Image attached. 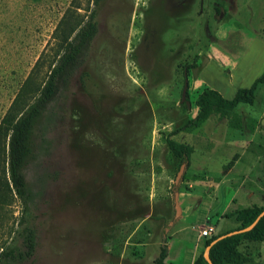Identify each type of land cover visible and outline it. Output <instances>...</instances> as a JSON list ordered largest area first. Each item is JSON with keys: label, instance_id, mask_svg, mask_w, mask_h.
<instances>
[{"label": "rangeland", "instance_id": "obj_1", "mask_svg": "<svg viewBox=\"0 0 264 264\" xmlns=\"http://www.w3.org/2000/svg\"><path fill=\"white\" fill-rule=\"evenodd\" d=\"M92 11L97 34L36 130L31 205L10 207L11 243L24 249L28 226L36 251L24 264H154L166 238V263L190 264L209 255L188 239L199 209L211 222L234 202L222 215L233 224L237 210L264 207V86L254 105L190 124L206 88L237 92L264 72V0H0V123L27 78L45 84L58 28ZM170 140L189 156L176 158ZM223 222L199 236L231 231ZM252 244L240 251L264 263V243Z\"/></svg>", "mask_w": 264, "mask_h": 264}, {"label": "trees", "instance_id": "obj_2", "mask_svg": "<svg viewBox=\"0 0 264 264\" xmlns=\"http://www.w3.org/2000/svg\"><path fill=\"white\" fill-rule=\"evenodd\" d=\"M100 0H94L98 4ZM60 29V30H59ZM95 12L89 14L87 22L75 27L58 28L57 55L52 62L48 78L43 86L34 88L33 78L26 79L19 93L4 115L0 123V264H24L32 259L36 251L35 231L25 226L22 232L24 249L11 243L15 232L14 225L10 224L12 213L9 209L15 200L22 204L23 215L31 205V192L24 174L30 161L35 157V135L46 107L58 94L59 81L67 71L76 65L82 53L89 46L97 34ZM187 68L185 77L188 76ZM264 86V72L257 78L250 88L239 89L233 99L224 98L218 91L206 88L196 99L198 115L190 124L197 125L209 119L212 114H228L240 105H254L257 93ZM30 94L32 98H29ZM182 103L190 105V94L186 83ZM171 153L176 158H187L190 151L174 140L168 142ZM264 212V207L251 206L237 210L228 217L234 218L238 227L230 232L243 231L217 241L221 236L214 235L204 240V249H209V258L213 264H262L249 255L240 251L246 243H264V216L256 223ZM25 218L22 217V222ZM256 223V224H255ZM25 224V223H24ZM14 241V238L12 239ZM217 241V242H216ZM169 248L167 239L159 257L154 264H165ZM194 264H210L204 252L199 254Z\"/></svg>", "mask_w": 264, "mask_h": 264}, {"label": "crops", "instance_id": "obj_3", "mask_svg": "<svg viewBox=\"0 0 264 264\" xmlns=\"http://www.w3.org/2000/svg\"><path fill=\"white\" fill-rule=\"evenodd\" d=\"M238 80H239L241 83L243 82L242 79H240V78H238ZM229 83H230V82H229ZM226 84H227V83H225V85L219 86V88H218V87L216 88V87H214V86H210V87H211L213 90L218 91V92H219L224 98H226V97H227L226 95H229V94L235 96L237 92H235L236 90H234V89H236V88L227 90V89L225 88ZM231 86H232V85H231ZM232 87H234V85H233ZM233 98H234V97H233ZM233 98H232V99H233ZM226 99H227V98H226ZM233 205H234V202L232 203V202L227 201V202L224 204V208H222V210H221V211H222V214H221V215H217V219H215V220L213 219V220H211V222H212V223H214L215 221L218 222L220 219H221V221H222V220H223V221L226 220V222L228 221L229 224H230L229 229H230L231 231L235 230V229L238 227V224H237L236 222H233V224H232L228 219H223V218H222V215L225 214V213H227V211H229L230 209H232L231 206H233ZM199 213H200V209L198 210V212L196 213L195 217H194V218L192 219V221H191V228H190V231H189V237H188V239H189L190 242H194L196 248H199V249H200V245L203 244L204 240H207V239H206V238H201V237L199 236V229L204 228L207 224H209V223H211V222H210V219H209V218H210L209 210H208V212H207L203 217H201V216L199 215ZM206 218H207V219H206ZM226 222H223L224 227L226 226ZM229 229H228V230H229ZM229 232H230V231H229ZM215 235H216V234H215ZM248 244H252V243H248ZM252 245H253V244H252ZM247 246H249V245H247ZM254 246H255V245H254ZM205 251H207V249H206ZM171 252H172V248L170 247V249H169V254H168V258L166 259V262L169 260V256H170ZM195 255H196V256H195ZM197 255H198V254H194V256H192V260H191L190 264H194V261H195ZM254 260L257 261V262H259V260L256 259V258H255ZM260 262H261V261H260ZM165 264H168V263H165ZM262 264H264V263L262 262Z\"/></svg>", "mask_w": 264, "mask_h": 264}, {"label": "water", "instance_id": "obj_4", "mask_svg": "<svg viewBox=\"0 0 264 264\" xmlns=\"http://www.w3.org/2000/svg\"><path fill=\"white\" fill-rule=\"evenodd\" d=\"M184 169H185V166L183 165L181 167V169H180V172L178 173V176H177V179H176V185H178L180 183L181 177H182V175L184 173ZM176 210H177V217H179L181 215V208H180V205H179V202H178V194H176ZM262 216H264V212L258 217V219L256 220V223L260 220V218ZM240 232H243V231L230 232V233H228L226 235L221 236L217 241L222 240V239H224V238H226L228 236H232L234 234L240 233ZM207 252H209V249H207ZM205 257L209 261L210 264H213L212 261L209 258V255H205Z\"/></svg>", "mask_w": 264, "mask_h": 264}, {"label": "built area", "instance_id": "obj_5", "mask_svg": "<svg viewBox=\"0 0 264 264\" xmlns=\"http://www.w3.org/2000/svg\"><path fill=\"white\" fill-rule=\"evenodd\" d=\"M215 235V229L213 227H207L201 232V236L206 239H210Z\"/></svg>", "mask_w": 264, "mask_h": 264}]
</instances>
